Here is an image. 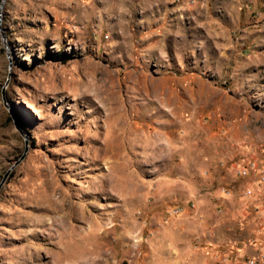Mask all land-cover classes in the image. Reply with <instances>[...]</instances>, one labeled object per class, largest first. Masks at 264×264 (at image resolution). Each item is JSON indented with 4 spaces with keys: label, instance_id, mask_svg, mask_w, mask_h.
I'll use <instances>...</instances> for the list:
<instances>
[{
    "label": "rangeland",
    "instance_id": "374dc122",
    "mask_svg": "<svg viewBox=\"0 0 264 264\" xmlns=\"http://www.w3.org/2000/svg\"><path fill=\"white\" fill-rule=\"evenodd\" d=\"M0 181V264H264V0H2Z\"/></svg>",
    "mask_w": 264,
    "mask_h": 264
},
{
    "label": "crops",
    "instance_id": "0c3cea01",
    "mask_svg": "<svg viewBox=\"0 0 264 264\" xmlns=\"http://www.w3.org/2000/svg\"><path fill=\"white\" fill-rule=\"evenodd\" d=\"M239 254H240V252H235L233 254V256H230V259L227 260L225 258V260H223V261H225L224 264H239V262H240V261H238V259L240 258ZM217 259L220 260L221 258H217ZM220 261H222V260H220ZM220 264H222V263H220Z\"/></svg>",
    "mask_w": 264,
    "mask_h": 264
},
{
    "label": "water",
    "instance_id": "95a60500",
    "mask_svg": "<svg viewBox=\"0 0 264 264\" xmlns=\"http://www.w3.org/2000/svg\"><path fill=\"white\" fill-rule=\"evenodd\" d=\"M1 2H2V0L0 1V7H1ZM7 80V79H6ZM26 151V145H25V140H24V148H23V152H22V154L19 156V158L17 159V160H15L10 166H9V168L5 171V173H4V175H3V177H5L8 173H9V171L23 158V156H24V152ZM2 183V181H0V184Z\"/></svg>",
    "mask_w": 264,
    "mask_h": 264
},
{
    "label": "bare ground",
    "instance_id": "6f19581e",
    "mask_svg": "<svg viewBox=\"0 0 264 264\" xmlns=\"http://www.w3.org/2000/svg\"><path fill=\"white\" fill-rule=\"evenodd\" d=\"M177 1H182V0H177ZM187 2L190 3V4H192L194 2V0H187ZM183 3H185V1ZM248 264H252V262L249 261Z\"/></svg>",
    "mask_w": 264,
    "mask_h": 264
}]
</instances>
